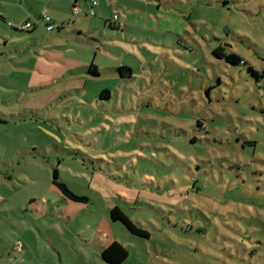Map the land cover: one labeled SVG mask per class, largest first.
<instances>
[{
  "label": "rangeland",
  "instance_id": "obj_1",
  "mask_svg": "<svg viewBox=\"0 0 264 264\" xmlns=\"http://www.w3.org/2000/svg\"><path fill=\"white\" fill-rule=\"evenodd\" d=\"M114 240L123 264H264V0H0V254L109 264Z\"/></svg>",
  "mask_w": 264,
  "mask_h": 264
},
{
  "label": "trees",
  "instance_id": "obj_2",
  "mask_svg": "<svg viewBox=\"0 0 264 264\" xmlns=\"http://www.w3.org/2000/svg\"><path fill=\"white\" fill-rule=\"evenodd\" d=\"M107 20L110 21L112 26L114 25V23L112 22L113 20L110 19ZM49 27H52V25H49ZM230 47L231 46L227 43L220 44L214 49V53L217 55V57L223 58L227 62L232 64L245 63L244 58L237 52L231 50ZM86 70H88L89 73L95 76L100 75L99 67L96 66L94 63L88 65ZM114 70L115 73L120 75L122 78L129 76L128 73L130 74L132 72V69L129 66H125V65L116 67ZM109 94H110V90L107 89L102 90L101 92L102 97L108 96ZM53 183L56 185L59 192L68 199H72L74 201H80V202L88 201V196L77 194L76 192L71 190L64 181L59 179V174L57 169H55L54 172ZM110 214L113 220L121 221L132 234L146 238L150 237V232L142 228L138 224H136L129 217V215L126 212H124L122 208H120V206L116 205L112 207ZM128 255H129V251L127 250V248L116 240L112 241L102 251V256L104 260L109 264H123V262L127 259Z\"/></svg>",
  "mask_w": 264,
  "mask_h": 264
},
{
  "label": "crops",
  "instance_id": "obj_3",
  "mask_svg": "<svg viewBox=\"0 0 264 264\" xmlns=\"http://www.w3.org/2000/svg\"><path fill=\"white\" fill-rule=\"evenodd\" d=\"M6 261H8V259L4 255V252H1V254H0V264H6Z\"/></svg>",
  "mask_w": 264,
  "mask_h": 264
},
{
  "label": "built area",
  "instance_id": "obj_4",
  "mask_svg": "<svg viewBox=\"0 0 264 264\" xmlns=\"http://www.w3.org/2000/svg\"><path fill=\"white\" fill-rule=\"evenodd\" d=\"M98 4V0H93V5H97ZM93 8V7H92ZM92 14H95L94 9H92ZM52 28V27H51ZM19 247H22V245L19 243Z\"/></svg>",
  "mask_w": 264,
  "mask_h": 264
}]
</instances>
